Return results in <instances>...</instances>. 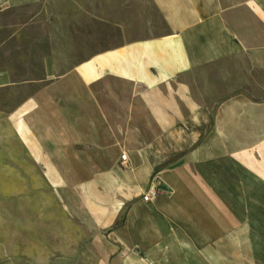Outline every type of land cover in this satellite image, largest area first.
I'll list each match as a JSON object with an SVG mask.
<instances>
[{"label": "crops", "instance_id": "crops-1", "mask_svg": "<svg viewBox=\"0 0 264 264\" xmlns=\"http://www.w3.org/2000/svg\"><path fill=\"white\" fill-rule=\"evenodd\" d=\"M18 10L40 51L0 68L8 218L66 187L99 264H264V0H0V28Z\"/></svg>", "mask_w": 264, "mask_h": 264}, {"label": "rangeland", "instance_id": "rangeland-1", "mask_svg": "<svg viewBox=\"0 0 264 264\" xmlns=\"http://www.w3.org/2000/svg\"><path fill=\"white\" fill-rule=\"evenodd\" d=\"M32 10L36 11L35 6ZM1 18L3 23L7 19L3 16ZM26 19V12L18 10L15 14L9 15L6 23V25L8 24L7 27L0 28V68L4 65L20 63V53L36 54L38 52L37 44H28L19 39L32 38L36 35L34 28L19 31L16 37L10 40L7 39L12 30L20 27ZM4 40H6L5 44L1 45ZM42 48V51L48 54L49 46L47 42L44 43ZM35 61L33 60V62ZM212 68L204 71L205 76H199L202 86L214 87ZM257 77L263 85L262 87H264V75L260 73ZM235 83L238 85L241 82L234 81L233 84ZM226 85H229L228 76L221 79L217 87H226ZM253 86L256 87V84L254 83ZM251 94L254 98H264V90L257 91L254 88ZM10 98H12L11 94L0 92V101H6ZM12 176L15 183L16 176L13 174ZM4 177H6L5 174L0 173V180H4ZM29 177L30 179L39 180L44 177V173L29 172ZM7 179L10 180L9 177ZM17 184H19V181ZM12 189L15 193L16 190L13 187ZM67 194L68 188L66 187L62 188V192L58 195L56 191L51 190L46 185L43 186L40 183L39 186L30 184L28 211L21 221L16 211V206L20 203L19 197L16 195H13V198L7 197L10 210L9 218L6 215L4 201L0 202V264L100 263V253L96 251L93 243L101 233L91 224L84 212L76 209L75 205L70 208ZM24 205H26V202H24ZM21 222L24 223L25 232L23 233L16 231Z\"/></svg>", "mask_w": 264, "mask_h": 264}, {"label": "built area", "instance_id": "built-area-1", "mask_svg": "<svg viewBox=\"0 0 264 264\" xmlns=\"http://www.w3.org/2000/svg\"><path fill=\"white\" fill-rule=\"evenodd\" d=\"M122 160L125 162L127 160V155L126 154H123L122 155ZM158 197V188L156 187V185H152L148 192L146 193V195L144 196V199L146 201H150V200H153L155 198Z\"/></svg>", "mask_w": 264, "mask_h": 264}]
</instances>
